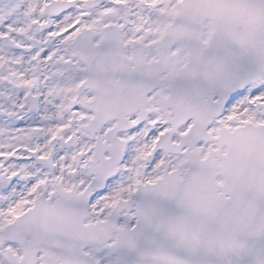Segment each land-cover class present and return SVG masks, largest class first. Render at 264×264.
Wrapping results in <instances>:
<instances>
[{
	"label": "snow or ice",
	"instance_id": "1",
	"mask_svg": "<svg viewBox=\"0 0 264 264\" xmlns=\"http://www.w3.org/2000/svg\"><path fill=\"white\" fill-rule=\"evenodd\" d=\"M0 264H264V0H0Z\"/></svg>",
	"mask_w": 264,
	"mask_h": 264
}]
</instances>
